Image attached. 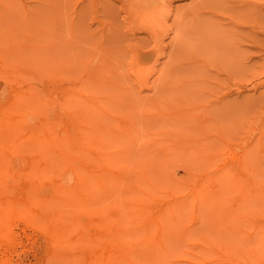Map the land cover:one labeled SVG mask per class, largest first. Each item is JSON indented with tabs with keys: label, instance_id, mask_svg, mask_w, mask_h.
<instances>
[{
	"label": "rangeland",
	"instance_id": "1",
	"mask_svg": "<svg viewBox=\"0 0 264 264\" xmlns=\"http://www.w3.org/2000/svg\"><path fill=\"white\" fill-rule=\"evenodd\" d=\"M0 141L24 171L94 161L88 143L117 164L87 181L91 207H116L111 231L82 216L59 262L44 222L1 216L0 264H87L110 241L135 264H264V0H0ZM138 199L166 257L135 245L158 227L135 220Z\"/></svg>",
	"mask_w": 264,
	"mask_h": 264
},
{
	"label": "bare ground",
	"instance_id": "2",
	"mask_svg": "<svg viewBox=\"0 0 264 264\" xmlns=\"http://www.w3.org/2000/svg\"><path fill=\"white\" fill-rule=\"evenodd\" d=\"M80 89L83 90L82 87ZM84 93H86V92H84ZM84 93L81 92V96ZM86 94H88V93H86ZM83 97H84V95H83ZM86 97L88 98L87 95L85 96V98ZM92 98H93V96H91L88 99L92 100ZM61 103H63V102H61ZM68 105H69V103H68ZM95 122H97V121L95 120ZM127 123H129V122H127ZM46 124H44V125H46ZM65 130H66V128H65ZM69 131L71 133V130H69ZM69 131L66 130L67 133ZM66 132H65V134H66ZM71 135H72V133H71ZM47 136H48V133H47ZM47 136H44L42 138L43 139L42 141H43V144H45L44 140H47L46 143L49 141L48 144L50 147H52L50 144L53 145V143L56 141H57V146H58L59 141L62 142L60 138H58V139H60L59 141H58V139H56V137H55L56 140H54V139L51 140L52 135L49 136L50 138ZM71 137H72V139L66 136L67 140L70 139L69 141L73 140V136H71ZM93 137H95V136H93ZM96 138H98V137H96ZM79 139L81 140V137ZM86 139H88V138H86ZM50 140H51V142L52 141H54V142L50 143ZM84 140L85 139H83V141ZM69 141L65 140V142L63 141V143H61V144H64L66 146V144H67L66 142L70 143ZM88 141L91 142L92 139L91 140L88 139ZM5 142H6V144H5ZM97 142H98V140H97ZM104 142L105 141H102V143H104ZM1 143L2 144L4 143L3 145H5V146L7 145V147L11 145V144H9V141H4V140ZM78 143H80V141ZM80 144H82V143H80ZM84 144L86 145V142ZM84 144L82 145L83 147H84ZM89 144H91V145H89ZM97 144L94 145V143L93 144L88 143L87 146H89L90 148L89 147L87 148V146L84 147L87 151L90 152V157L95 158V159H93L94 161H91V162L87 161V154L86 153L82 154L83 152L78 154V155L83 156L82 159L81 158L75 159L74 157L72 158V155L68 154L67 155L68 158L66 157V155H65V158H67V159L72 158L73 160L72 159L71 160L75 161V164L72 163L70 160L63 161L64 160L63 159L62 160L63 165L70 163L68 165L69 167H67V169H65L66 168L65 167L63 170V169H55V168H57L56 167L57 164H55V163H53V165L46 163L50 166L49 168H51L52 170L49 169L45 173H44L43 169L37 168V169H39V170H37V169H35L36 167L32 168L30 166L32 169H35V170L26 169L24 171L22 169L15 168L13 166L15 164L7 165L10 163V162H8L9 157H6V156L2 157V155H4V154H2V152L0 151V156L2 157V160H0V161H2V162H0L1 163L0 164V234L7 233L6 227L3 224V220L1 219V216H4V217H10L12 215L24 216V218L26 217V219L29 220V223H30V220L34 221V223H35V221H36V223L44 222V224L41 225L42 227H40V228L43 229V227H45L48 230L49 235H50L49 237L52 240L51 242H53V245L56 244V246H57L56 247L57 251L54 252L55 254L52 252L57 258L55 256H52V255L51 256L55 257V259H58L59 262H61L64 260V258H63V256H64L63 252L64 251L62 249L63 245L64 246L66 245L65 242L68 240L70 234L79 235L80 229L78 228L77 224L80 222V219L82 216H88V215L95 214L96 217L94 219V223H96V225H98V228H97L98 231H96V234L103 236L107 233L108 230L111 231L114 228L115 224L113 222L106 224V221L108 220L109 217L113 216V214H114L113 210H115L116 207L114 206L111 211L108 210V212L106 214L105 211H102V210L97 211L93 207H91V205H89V204H91L90 202H92L90 200V197H91L93 190L90 189V186L92 185V184H90L91 182H89L87 184V181L90 178H92L91 181L95 180L96 181V182L94 181L95 185H98L99 188L102 189L101 187L103 185L105 186V184L102 183L103 179L101 178L100 174H102L103 172H106V173L110 172V173H112V175H115L112 172V170H113L112 168L115 165H117L114 162L113 158H111L110 153H108L105 149L99 150L98 147H101V146L103 147V145H105V143L102 145L100 144L99 146H97ZM15 145H17V144H15ZM43 146H45V145H43ZM91 146H93V147H91ZM66 148L67 147H65V149ZM76 148H78V147L76 146ZM76 148H74L72 145V148H70V149H75L74 151H75V153H77L76 151L78 149H76ZM42 149H43V147H42ZM44 149L46 150L45 147H44ZM44 149H43V151H45ZM61 149H63V148H61ZM67 149H68V151L70 150L69 148H67ZM51 150H53V149H51ZM54 151L58 152L59 150H54ZM60 151H62V150H60ZM9 153H11V152H9ZM31 153H29V154L27 153V154L29 156H31L30 155ZM58 153L60 154L61 152H58ZM21 155H22V153H21ZM23 155H24V153H23ZM7 156H8V154H7ZM34 156L35 155H33L32 158H35ZM36 157H37V155H36ZM40 157H43L42 159L45 158L43 154ZM38 158H36V160ZM4 159H5L7 164L5 163ZM42 159H41V161H42ZM39 160H37V161H39ZM44 161H45V159H44ZM65 162H68V163H65ZM121 162L122 161H120V164H122ZM25 163H26V161H25ZM236 163L238 164V162H236ZM121 166L123 167V165H121ZM42 167H43V165H42ZM82 169L84 171H81ZM223 169H224V167L220 171L223 174H226L225 170H223ZM231 169L234 170V168H231ZM48 172H50L49 174H52V177H49L50 175H48ZM66 174L70 175V177L73 178L72 183H71V180H68V178L66 176H64ZM144 174H146V173H144ZM106 175L109 176L108 173ZM33 176H35V178ZM145 176H147V175H145ZM47 177L49 179H47ZM55 177H57V178H55ZM106 178L108 179L107 176H106ZM110 178L111 177L109 176V179ZM146 178H148V177H146ZM148 179H145V180H148ZM45 182H50V185H52V188L50 189L49 194L47 193L46 195H41L43 193L40 191V188L42 187L41 184L45 183ZM146 182L148 183V181H146ZM95 185L91 186V187L97 188ZM196 190H198V189L192 190L193 199L192 198H191L192 200L190 199L193 206L195 204L197 205L198 200H201V199H198L200 196L199 195L200 193L198 194V191H196ZM39 191L41 192V194ZM221 195H222V193H221ZM206 196H208V195H206ZM206 196L204 197L205 200H207ZM119 201L121 202L120 198H118L115 202H117V204H118ZM215 203L218 204V202H215ZM131 204H133L136 207L135 208V214H137L138 217L135 218V220H137V222H141V226L145 227L146 231L151 224H156L158 226L155 234L150 235V233H146V235L143 236V238L140 239L137 242V244H135V245H140L142 243L150 242V243H152L150 245V246H152L151 248H153V246H155V245H158V247L160 249L159 250L160 253L161 254L166 253V254H164V256L167 255V252H166L167 247H165L166 245L163 243L164 241L161 239V237H162L161 232H160L161 225L159 226V221L157 220V218L155 216L153 217V216L146 215L145 209H146L147 205H143L139 199L136 202H131ZM185 204H189V206H191L190 201L187 202V201H183V199H181V201L178 202V205H180V207H181V205H185ZM171 205L172 204H170V207H171L170 210H172ZM218 205H221V204H218ZM45 208H47V209H45ZM176 209L178 211L179 208L176 206ZM163 211L160 213L163 214L164 213ZM161 214H159V215H161ZM180 215L181 214L179 213V215H177L176 217L181 218ZM35 216L36 217L37 216L44 217V219L40 218V219H43V221L34 220V219H36ZM173 217L175 218V216H173ZM59 218L63 219L64 221H61L60 224L58 225V227L54 228L52 226L53 222H55V220H57ZM26 219H23V220H26ZM30 224L33 225V223H30ZM37 227H39V226L37 225ZM7 230H9V229H7ZM3 237H6V236H3ZM52 237H55V239H53ZM245 240H247V239H245ZM262 241H264V240L261 239V242ZM110 243H111V241L107 242L105 245L103 244L100 247V249L97 250L95 255L86 254V258H85L86 263L87 264H98V263L104 264L109 259H122L124 261H128V263H130V264H135L129 255V251H130L131 247H129V246L124 247L125 251L121 252L119 250L117 251L113 246L111 247ZM260 244H262V243H260ZM135 245H133V246H135ZM70 264H71V262H70Z\"/></svg>",
	"mask_w": 264,
	"mask_h": 264
}]
</instances>
